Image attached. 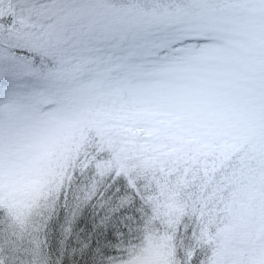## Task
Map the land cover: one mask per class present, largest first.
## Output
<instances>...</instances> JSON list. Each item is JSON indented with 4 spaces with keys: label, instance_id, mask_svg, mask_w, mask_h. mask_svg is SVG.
Here are the masks:
<instances>
[{
    "label": "snow or ice",
    "instance_id": "6c2138e0",
    "mask_svg": "<svg viewBox=\"0 0 264 264\" xmlns=\"http://www.w3.org/2000/svg\"><path fill=\"white\" fill-rule=\"evenodd\" d=\"M0 264H264V0H0Z\"/></svg>",
    "mask_w": 264,
    "mask_h": 264
}]
</instances>
